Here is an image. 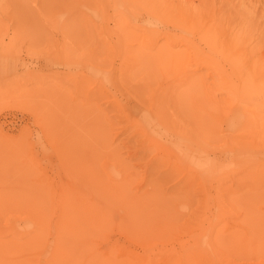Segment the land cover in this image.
Wrapping results in <instances>:
<instances>
[{
    "label": "rangeland",
    "instance_id": "1",
    "mask_svg": "<svg viewBox=\"0 0 264 264\" xmlns=\"http://www.w3.org/2000/svg\"><path fill=\"white\" fill-rule=\"evenodd\" d=\"M20 262L264 264V0H0Z\"/></svg>",
    "mask_w": 264,
    "mask_h": 264
},
{
    "label": "bare ground",
    "instance_id": "2",
    "mask_svg": "<svg viewBox=\"0 0 264 264\" xmlns=\"http://www.w3.org/2000/svg\"><path fill=\"white\" fill-rule=\"evenodd\" d=\"M86 204V203H85ZM86 207V206H85ZM93 214V213H92ZM69 219V218H68ZM70 220V219H69ZM72 221V220H71ZM62 222H64V221H62ZM73 222V221H72ZM77 222V221H76ZM82 222V221H81ZM79 224V223H78ZM69 225V224H68ZM70 226V225H69ZM83 229H84V227H83ZM87 229V228H86ZM70 231H71V229H70ZM35 239H37V237L35 238ZM33 241H34V236L33 235H31V237L28 239V242H30V243H33ZM36 241V240H35ZM23 244L22 245H24L25 247L26 246H29V244L30 243H26V242H22ZM2 247V246H1ZM56 250V249H55ZM93 257V256H92ZM89 261V260H88ZM20 264H21V262H20ZM85 264V263H84Z\"/></svg>",
    "mask_w": 264,
    "mask_h": 264
}]
</instances>
